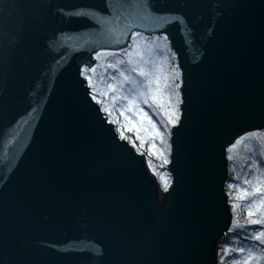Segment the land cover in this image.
<instances>
[{
	"label": "water",
	"instance_id": "1",
	"mask_svg": "<svg viewBox=\"0 0 264 264\" xmlns=\"http://www.w3.org/2000/svg\"><path fill=\"white\" fill-rule=\"evenodd\" d=\"M45 3L66 14L45 9L0 59V251L27 264H215L231 223L224 148L264 129V0H175L196 34L168 29L187 97L168 193L80 84L101 29L73 10L99 0ZM18 8L0 0V31ZM52 30L58 62L42 39Z\"/></svg>",
	"mask_w": 264,
	"mask_h": 264
},
{
	"label": "snow or ice",
	"instance_id": "2",
	"mask_svg": "<svg viewBox=\"0 0 264 264\" xmlns=\"http://www.w3.org/2000/svg\"><path fill=\"white\" fill-rule=\"evenodd\" d=\"M54 7L45 0H19V18L10 31H0V59L5 64L26 26L32 20L41 25L47 22L45 9L48 15L66 14L63 8L53 11ZM187 7H176L175 0H99L73 10L75 17L101 29L93 41L99 50L93 49L89 62L78 69L86 96L100 106L102 123L113 126L115 138L141 157L147 153V169L160 178L165 193L173 181L157 169L152 158L160 161V168L169 165L173 129L184 127L186 73L168 29L175 26L181 33L195 36L196 26ZM57 31L42 37L45 51L56 52L54 62L61 57ZM242 144L244 154L234 155ZM224 153L233 173L227 183L231 223L225 233L232 240L217 245L215 264H264V130L238 135ZM238 162H242L239 171ZM0 264L27 262L14 261L11 253L0 251Z\"/></svg>",
	"mask_w": 264,
	"mask_h": 264
},
{
	"label": "trees",
	"instance_id": "3",
	"mask_svg": "<svg viewBox=\"0 0 264 264\" xmlns=\"http://www.w3.org/2000/svg\"><path fill=\"white\" fill-rule=\"evenodd\" d=\"M99 107H100V106H99ZM145 110H146V111H149L150 114H151V110H149V109H147V108H145ZM117 115H118V114H117ZM157 122H159V121L157 120ZM244 152H245V150H244V148H243V144H242V145L238 146L237 149L234 150V153H233V154H234V155H237V154H239V155H243ZM144 156H145V158H146V160H147L148 157H147V153H146V152H145V155H144ZM258 158H259V157H258ZM152 161H153V163L157 166V169H158L162 174H164V173H167V174H168V172H167V170H166V166L163 167V168H160V166H159V165H160V161L156 160L155 158H152ZM240 163H242V162H238V163L236 164V167H237V170H238V171L240 170ZM230 164H231V162H229V167H230ZM229 167H228V168H229ZM229 172H230V171H229ZM231 175H233V173H230V177H231ZM156 178H157V181H158L160 187L163 189V185H162V183H161V181H160V178L157 177V176H156ZM226 192H227V185H226ZM238 212H239V214L241 215V217H243L244 213H243L242 211H240V210H238ZM225 240H227L229 243H231V240H232L231 235H229L227 238L225 237L222 243H224ZM226 264H227V262H226Z\"/></svg>",
	"mask_w": 264,
	"mask_h": 264
},
{
	"label": "bare ground",
	"instance_id": "4",
	"mask_svg": "<svg viewBox=\"0 0 264 264\" xmlns=\"http://www.w3.org/2000/svg\"><path fill=\"white\" fill-rule=\"evenodd\" d=\"M93 62H94V64L96 63V61L95 60H93ZM228 167H229V161H228ZM230 181V172H229V168H228V181L226 182V185H227V183ZM226 185H225V196H226ZM226 198H227V201H228V197L226 196ZM229 206V205H228ZM229 209H230V206H229ZM230 213H231V210H230ZM225 238V237H224ZM224 238H223V240H224Z\"/></svg>",
	"mask_w": 264,
	"mask_h": 264
}]
</instances>
